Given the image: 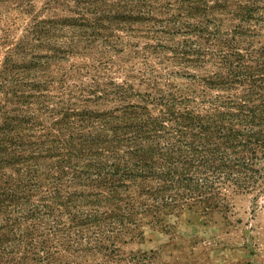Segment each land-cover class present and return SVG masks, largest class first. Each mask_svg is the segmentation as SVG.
Here are the masks:
<instances>
[{
	"label": "trees",
	"instance_id": "obj_1",
	"mask_svg": "<svg viewBox=\"0 0 264 264\" xmlns=\"http://www.w3.org/2000/svg\"><path fill=\"white\" fill-rule=\"evenodd\" d=\"M101 1L61 0L76 16L32 18L25 36L39 43L27 48L42 41L54 54L0 70V264H82L95 252L107 264L140 216L229 210L227 190L264 191V45L240 48L232 38L196 50L189 61L212 67L200 95L136 93L152 106L105 111L45 103L62 96L48 88V61L68 52L51 39L99 35L103 20L123 23L122 11L149 6ZM9 2L33 11L32 0H0Z\"/></svg>",
	"mask_w": 264,
	"mask_h": 264
},
{
	"label": "rangeland",
	"instance_id": "obj_2",
	"mask_svg": "<svg viewBox=\"0 0 264 264\" xmlns=\"http://www.w3.org/2000/svg\"><path fill=\"white\" fill-rule=\"evenodd\" d=\"M48 1L32 0V13L13 2L0 4V70L7 60L29 62L26 54H54L42 41L28 49L39 42L25 36L32 18L76 16L61 0ZM112 2L149 6L140 13L122 11L128 15L123 23L103 20L100 26L105 28L99 35L67 30L51 39V46L68 52L59 54L62 60L48 61L44 70L52 79L48 88L62 95L45 100L49 106L105 111L129 103L152 106L136 93H150L154 99L200 95V77L212 67L189 61L196 50L214 52L226 48L225 40L232 38L240 48L264 45V0H102L101 4ZM85 16L93 18L90 12ZM37 115L48 118L43 112ZM226 196L229 210L184 208L159 216V222L151 215L140 216L137 234L116 240L115 261L107 264H264V191L227 190ZM85 259L79 260L102 261L96 252Z\"/></svg>",
	"mask_w": 264,
	"mask_h": 264
}]
</instances>
